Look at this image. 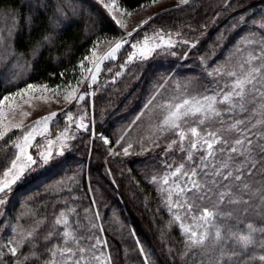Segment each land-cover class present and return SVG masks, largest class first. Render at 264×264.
<instances>
[{
	"label": "snow or ice",
	"instance_id": "1",
	"mask_svg": "<svg viewBox=\"0 0 264 264\" xmlns=\"http://www.w3.org/2000/svg\"><path fill=\"white\" fill-rule=\"evenodd\" d=\"M179 2L184 5L190 0ZM97 3L125 32L119 38L104 41L108 47L103 54H98L102 42L98 38L90 54L78 61L81 71L75 82L69 80L54 85L47 81L30 82L0 96V141L4 142L0 152L9 145L13 149V158L0 178V207L6 206L14 186L34 168L47 166L55 156H63L72 148V141L77 137L71 125L75 124L77 130L89 127L85 123V110L75 115L72 110L49 111L25 124V119L32 114L26 106L31 108L34 98L45 103H60L62 98L65 104L79 105L87 96L95 95L89 88L97 83L102 65L115 60L125 45L132 50L120 65L122 69L133 61H147L154 54H177L173 51L177 40L171 31L165 32L163 28H154L151 36L145 33L143 39L132 40L133 32L148 24L153 16L127 31V21L118 13L131 16V11L119 7L117 0H97ZM149 3L155 4L157 0H149ZM67 6L75 18L77 6L72 0H67ZM225 6H232L230 0H226ZM42 10L44 6L37 3L24 15L29 36L33 27L40 26L38 18ZM15 15L18 18L21 14ZM72 22L64 5L57 2L48 18V28L29 50L32 59L53 44L59 29ZM242 25L249 27L228 47L222 59L210 63L226 43L225 33ZM175 35L179 37L180 33ZM4 39L0 34V44ZM9 40L12 42L9 47H13L11 32ZM180 42L194 48L199 40ZM15 54L24 57L23 52ZM187 55V52L182 54ZM200 61V76L183 80L162 76L136 117L140 120L145 112L149 116V135L139 142L141 151L161 149V159L156 161L160 168L153 164L145 179L156 191L160 202L157 211L162 205L169 216L160 233L161 242L166 244L167 258L154 260L155 254L137 238L138 251L144 264H175V257L180 264H264V11L258 18L255 14L251 18L239 15L234 23L218 33L215 46L202 55ZM26 66H31L27 60ZM60 75L63 77L64 73ZM169 82L174 83L176 94L164 96L162 89ZM58 112L63 115L65 127L51 138L50 128ZM126 135L127 130L107 149L109 155H120L116 147L121 146V141L127 145L121 146L123 155H130L132 142L125 140ZM37 137L47 142L33 155L30 149ZM100 139L105 145L112 144L108 136L101 134ZM80 172L81 169H75L66 177L64 187L69 196L62 198L58 211L53 206L51 220L47 214H38L31 202H25L26 206L14 217V223L7 224L8 234L4 235V229H0V264H115L110 242L104 235V218L96 206L97 197L92 195L85 206L84 196L72 193L79 185ZM89 191H95L91 184ZM111 222L122 223L115 215ZM173 225L181 234L178 250L167 245L164 239Z\"/></svg>",
	"mask_w": 264,
	"mask_h": 264
},
{
	"label": "trees",
	"instance_id": "2",
	"mask_svg": "<svg viewBox=\"0 0 264 264\" xmlns=\"http://www.w3.org/2000/svg\"><path fill=\"white\" fill-rule=\"evenodd\" d=\"M117 1L122 8L131 12L150 4L149 0ZM57 2L64 5V11L73 22L66 28L59 29L53 44L42 49L39 57L33 60L29 50L48 28V18ZM72 2L77 6L75 18L71 8L67 6V0H0V34L7 39L6 46L2 47L0 44V96L30 82L47 81L50 85L69 80L75 82L81 71L78 61L90 54L89 50L96 40L117 38L122 34L121 28L97 0ZM230 2L232 6L226 7V0H190L188 4L160 12L132 37L133 41L139 39L144 33H152L154 28H163L165 32L171 31L173 34L179 32V41L173 48L177 53L175 56L154 54L147 61H133L122 69L120 65L131 51L129 45H125L117 59L104 62L97 83L89 88V92L92 89L95 95L87 96L84 101L88 108V118L85 121L89 126L88 130H77L76 125H71L72 132L77 137L72 141V148L63 156H55L47 166L34 168L14 186L10 200L6 206L0 207V229H4V235L8 234L7 224L14 223V217L26 206L25 202H31L38 209V214H47L51 220L53 206L58 211L62 198L69 196L64 187L66 177L79 168V185L73 188L72 193L75 196L83 195L85 206L92 195L97 197L96 206L100 208L104 218V235L110 242L115 264H144L142 254L138 251L137 238L155 254L154 260L159 257L167 258L166 244L161 242L160 233L169 216L162 205L157 211L160 202L156 191L145 179V174L151 172L153 164L160 168L156 161L161 159V149L141 151L139 142L146 140L149 135V116L145 112L140 120H136V117L162 76L170 75L174 80L200 76V57L215 46L218 33L234 23L241 14L249 18L255 14L258 18L264 11V0ZM37 3L42 4L44 10L39 13L40 26L33 27L29 36L24 15ZM17 12L21 14L18 18L15 15ZM248 27L249 25H242L225 33L226 43L217 50L210 63L222 59L228 47ZM9 32L14 37L13 47H9L12 43ZM184 39H198L199 43L190 48L180 42ZM17 52H23L24 57H18L15 54ZM185 52L188 53L187 57L182 56ZM26 60L30 67L26 66ZM85 66H88L87 61ZM61 72L64 73L63 77ZM117 72L120 73L119 76L116 75ZM87 83L85 81V86ZM162 93L164 96L176 94L174 83L166 84ZM76 106L73 102L62 110H72L75 113ZM134 120L135 124L132 123ZM64 127L63 115L58 112L56 122L50 128L51 138L56 137L57 132ZM125 130V140L132 142L130 155L124 156L122 153L121 146H127L124 141H121V146L116 147L120 155H109L107 149L115 145V141ZM101 134L108 136L112 144L105 145L100 139ZM7 139L8 137L5 138ZM42 139L38 137L30 149L33 155L37 148L41 149ZM3 144L0 141V147ZM11 158L13 149L9 145L5 151L0 152V178ZM108 169L111 171L108 172ZM89 184L94 192L89 191ZM114 215L121 224L111 222ZM164 239L174 250L181 247V234L176 225L167 231ZM175 264H180L178 257H175Z\"/></svg>",
	"mask_w": 264,
	"mask_h": 264
},
{
	"label": "rangeland",
	"instance_id": "3",
	"mask_svg": "<svg viewBox=\"0 0 264 264\" xmlns=\"http://www.w3.org/2000/svg\"><path fill=\"white\" fill-rule=\"evenodd\" d=\"M117 5L119 7H121V5L118 3V1H117ZM178 5H180L179 0H157V3H155V4L150 3L149 5L143 6L136 11H132L131 16H123L121 13H118V15L122 16V18H124L127 21V25H128L127 31H132V29L135 28L136 25H138L141 20L146 19L148 16H155V15L159 14L160 12H162L166 9H169V8H172V7H175ZM121 30H122V34L119 37H121L125 32V29H121ZM134 34H135V32H133V35ZM147 34L149 36H151L152 33H147ZM144 35H145V33L140 35L139 39H143ZM119 37H117V38H119ZM173 38L176 39L177 42L179 41V39H177V36L175 34H173ZM112 39H106V40L111 41ZM6 40L7 39H4L3 44H1L2 47L6 46L5 45ZM106 40H103L101 42V44L98 46V54H103V52H105L107 50L108 44L104 42ZM124 48H125V46L120 50V52L117 55V58H118V56H120L121 52H123ZM91 92H92V89H90V93ZM68 105L69 104H65L63 102L62 98H61L60 103H56L55 101L45 103L44 101H41L38 98H34L33 106L31 108H27V106H26V110H30L32 114L25 119V124L29 123L30 121H34L37 117L44 115L49 111L61 110V109L66 108ZM81 110H85L87 112V116L85 118V121H86L88 118V108H87V105L84 101L80 102V104L76 106V112L74 113V115L77 112H80ZM72 126H75V124H73ZM72 126H70V127H72ZM41 142L42 143H40V146H41V149H43V147L47 141L43 138L41 140Z\"/></svg>",
	"mask_w": 264,
	"mask_h": 264
},
{
	"label": "water",
	"instance_id": "4",
	"mask_svg": "<svg viewBox=\"0 0 264 264\" xmlns=\"http://www.w3.org/2000/svg\"><path fill=\"white\" fill-rule=\"evenodd\" d=\"M180 5H182V4H180ZM180 5H178V6H180ZM155 16H156V15H155ZM155 16H153V18H154ZM149 22H150V21H149ZM145 25H146V24H145ZM145 25H142L140 28H142V27L145 26ZM140 28H139V29H140ZM137 30H138V29H137Z\"/></svg>",
	"mask_w": 264,
	"mask_h": 264
}]
</instances>
